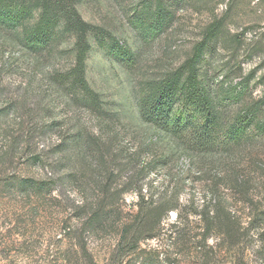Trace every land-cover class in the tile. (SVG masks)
Masks as SVG:
<instances>
[{
  "label": "rangeland",
  "instance_id": "rangeland-1",
  "mask_svg": "<svg viewBox=\"0 0 264 264\" xmlns=\"http://www.w3.org/2000/svg\"><path fill=\"white\" fill-rule=\"evenodd\" d=\"M158 4L156 0H78L85 20L106 27L134 52V63L129 64L113 52L110 41L100 47L91 38L87 79L109 112L104 119L83 106L80 94L73 96L58 82L59 73L74 65L73 34L58 31L49 48L36 51L0 30V264H87L74 251L78 248L74 241L80 242L76 230L100 198L95 197L94 187L101 169L109 165L116 172L123 167L112 183L116 194L105 200L102 224L83 238L99 264L108 260L121 226L138 211L140 201L166 205L160 215L161 234L140 241L142 248L165 252L170 247L167 222L176 217L174 210L167 214L170 195L185 213L217 194L244 220L252 212L250 199L264 204V136L253 127L258 117L247 130L252 141L198 154L144 122L138 113L142 82L179 67L206 27L219 18L222 29L202 63L207 85L230 119L262 101L264 0H164L161 10ZM37 17L35 12L33 21ZM260 105L259 117L264 115V103ZM58 120L64 124L62 132L49 128L45 134L31 133L39 123ZM77 127L88 128L112 144L117 163L108 159V165L95 168L92 155L88 158L93 167L77 174L79 160L71 142L69 158L59 166L62 152L53 150V145ZM41 155L42 162L35 159ZM7 176L13 178L5 181ZM23 178L43 187L23 189ZM83 203L86 209L74 213ZM63 225L71 228L70 235ZM190 227L192 233L198 230L196 222ZM253 233L248 240L249 264H264V221ZM220 260L235 264L230 254Z\"/></svg>",
  "mask_w": 264,
  "mask_h": 264
},
{
  "label": "trees",
  "instance_id": "trees-1",
  "mask_svg": "<svg viewBox=\"0 0 264 264\" xmlns=\"http://www.w3.org/2000/svg\"><path fill=\"white\" fill-rule=\"evenodd\" d=\"M156 1L159 3L157 9L161 10L164 0ZM77 4L78 0H0V30L20 41L26 48L36 51L49 48L58 31L73 34L74 65L59 73L58 82L64 85L62 87H68L73 96H76L74 93L80 94L83 106L98 119H104L109 112L101 94L87 79V58L93 47L91 38H95L100 47H105L110 41L113 52L129 64L134 63V52L106 27L85 20ZM159 10H155L154 14L158 16ZM35 12H38V17L33 21ZM222 26V18L212 21L206 27L203 38L194 44L191 54L179 67L161 77L146 79L141 84L138 101L140 118L177 139L188 152L223 151L243 141H252L247 130L256 117L258 122L253 127L264 136V115L259 117L262 110L260 104L264 103V99L244 108L237 116L227 118L203 77L205 52ZM63 126L60 120L49 124L39 123L38 128L31 133L41 131L39 133L45 134L49 128L61 131L65 128ZM60 136L53 145V150L62 152L61 157L57 158L59 166L64 158H69L66 151L71 142L79 160L74 170L77 174H86L85 170L93 167L94 164L88 158L92 155L95 168L108 165V159L117 163L118 153L113 151L112 144L105 143L88 128L77 127ZM42 157L36 156L35 159L42 162ZM132 161L130 159L127 164ZM101 170L100 181L94 187L98 189L95 197L100 198L86 211L82 226L76 230L80 242L74 241V247H78L74 248L75 253L80 254L87 264L99 263L83 241L84 235L89 231L94 232L102 224L105 200L116 194L112 183L123 167L117 172L111 165ZM58 177L51 178L49 182H54ZM10 178L13 176L4 179L7 181ZM33 180L23 178V189L29 186L43 187ZM173 198L172 195L167 197V214L172 210L176 212L175 219L167 222V241L170 246L167 252L158 247L142 248L140 244L142 239L161 234L160 215L166 209L165 203L140 201L138 211L121 226L120 238L105 264H224L220 258L228 254L233 256L235 264H249L248 240L251 235L255 236L254 229L264 221V204L261 200L259 203L250 199L252 212L244 220L217 194L185 213ZM81 209H86L84 203L76 206L73 212L78 213ZM193 222L198 225V230L192 233L190 226ZM62 228L66 236L70 235V227L63 225Z\"/></svg>",
  "mask_w": 264,
  "mask_h": 264
}]
</instances>
